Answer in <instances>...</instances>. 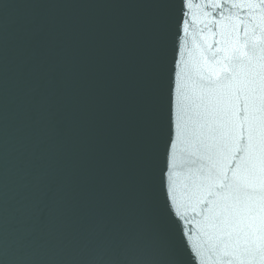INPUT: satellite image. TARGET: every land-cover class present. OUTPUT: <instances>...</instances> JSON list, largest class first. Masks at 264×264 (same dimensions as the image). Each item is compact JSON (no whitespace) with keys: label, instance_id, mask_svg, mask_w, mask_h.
Returning a JSON list of instances; mask_svg holds the SVG:
<instances>
[{"label":"water","instance_id":"water-1","mask_svg":"<svg viewBox=\"0 0 264 264\" xmlns=\"http://www.w3.org/2000/svg\"><path fill=\"white\" fill-rule=\"evenodd\" d=\"M0 264H264V2L0 0Z\"/></svg>","mask_w":264,"mask_h":264},{"label":"snow or ice","instance_id":"snow-or-ice-1","mask_svg":"<svg viewBox=\"0 0 264 264\" xmlns=\"http://www.w3.org/2000/svg\"><path fill=\"white\" fill-rule=\"evenodd\" d=\"M262 2H264V0H262Z\"/></svg>","mask_w":264,"mask_h":264}]
</instances>
